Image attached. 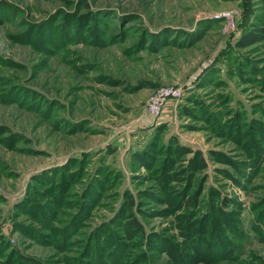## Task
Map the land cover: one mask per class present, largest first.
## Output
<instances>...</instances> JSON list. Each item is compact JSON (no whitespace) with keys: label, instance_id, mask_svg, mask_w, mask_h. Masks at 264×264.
Returning a JSON list of instances; mask_svg holds the SVG:
<instances>
[{"label":"rangeland","instance_id":"1","mask_svg":"<svg viewBox=\"0 0 264 264\" xmlns=\"http://www.w3.org/2000/svg\"><path fill=\"white\" fill-rule=\"evenodd\" d=\"M258 23L264 0H0V264H264Z\"/></svg>","mask_w":264,"mask_h":264},{"label":"trees","instance_id":"2","mask_svg":"<svg viewBox=\"0 0 264 264\" xmlns=\"http://www.w3.org/2000/svg\"><path fill=\"white\" fill-rule=\"evenodd\" d=\"M258 26L257 27H255V28H251L250 27V29H249V31L247 32V33H245L244 35H243V37H241V39L238 41V43H239V46H248V45H251V44H253V43H255V42H257V41H259L263 36H264V27L263 28H260V25H261V23H258L257 24ZM252 30V31H251ZM189 112V111H188ZM232 113V112H231ZM187 114H189V113H187ZM222 119V118H221ZM256 121V120H255ZM238 122V121H237ZM239 123V122H238ZM224 126V125H223ZM234 128H236V127H238V125H234L233 126ZM233 128V129H234ZM255 128L257 129V126L255 125ZM259 129V128H258ZM260 130V129H259ZM258 130V133H260V131ZM263 133H264V131H263ZM228 134H231V129L229 130V133ZM181 144V143H180ZM178 145V142L177 141H173L168 147H170V150L173 152H177L178 151V149H180V150H185V151H182L183 153H192L193 154V156L191 157V159L189 160V163H192V167H194L196 170H201V169H204V168H206L207 167V161H206V159H205V156L203 155V153L201 152V151H199V150H197V151H194V150H192L190 147H184V146H182V145ZM151 146V145H150ZM151 148V147H150ZM148 150V149H147ZM146 152V151H145ZM181 152V151H180ZM168 153V152H167ZM144 154H146V153H144ZM143 154V155H144ZM145 159H146V156L144 157ZM168 158V157H167ZM174 158H176V157H174ZM152 159V158H151ZM166 160V159H165ZM152 161V160H151ZM163 162V161H162ZM175 164V163H174ZM196 165V166H195ZM182 172H183V170H182ZM184 172L185 173H187V172H189L188 170H184ZM188 174H190V173H188ZM170 176L171 177H175V176H177V173H171V171H170ZM168 177V176H167ZM95 186H96V189L98 188V186L99 187H101V184H99L98 183V185L97 184H95L92 188H90L91 189V192L92 193H94V190H95ZM197 198H198V196L197 195H195V196H191V198H190V200H189V205H191V204H194V205H196V202H197ZM230 201V199H228V198H224V204H225V206H228L229 205V202ZM173 203V202H172ZM129 208H132V206H133V200H130L129 201ZM216 204V203H215ZM215 207V206H214ZM132 214V213H131ZM131 218H130V221H129V223H128V225L131 227V228H141V224H140V222L138 221V219L137 218H135V217H133L132 215L130 216ZM208 224H209V220L208 219H206L205 220V223H204V228H207L208 227ZM73 227V226H72ZM244 228V227H243ZM235 229V228H234ZM205 230V229H204ZM245 237V236H244ZM243 237V238H244ZM14 248V247H13ZM12 248V249H13ZM15 251H10V254L9 255H11V252L13 253V258L14 257H16V255H19L22 259H23V261L20 263V264H42L39 260H37V259H35L34 257H29V256H25V255H22V254H20V253H18V251L16 250V249H14ZM12 258V257H11ZM12 258V259H13Z\"/></svg>","mask_w":264,"mask_h":264},{"label":"built area","instance_id":"3","mask_svg":"<svg viewBox=\"0 0 264 264\" xmlns=\"http://www.w3.org/2000/svg\"><path fill=\"white\" fill-rule=\"evenodd\" d=\"M183 89L178 86H164L155 91L147 102V108L152 115L158 116L171 99H180Z\"/></svg>","mask_w":264,"mask_h":264}]
</instances>
